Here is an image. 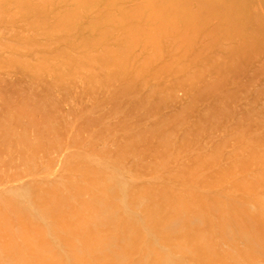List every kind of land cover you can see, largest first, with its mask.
Segmentation results:
<instances>
[{
  "label": "rangeland",
  "instance_id": "rangeland-1",
  "mask_svg": "<svg viewBox=\"0 0 264 264\" xmlns=\"http://www.w3.org/2000/svg\"><path fill=\"white\" fill-rule=\"evenodd\" d=\"M166 1L172 0H0V204L21 195L14 209L37 216L47 191L58 186L67 200L58 213L79 209L90 217L95 211L79 203L91 201L87 187L99 175L122 189L114 203L118 222L140 225L143 238L173 264H201L154 234L145 193L166 204L182 201L169 237L201 232L226 255H235L231 244L245 247L240 226L248 225L238 210L228 214L225 239L209 206L217 200L253 211L254 201L264 202V0H240L256 39L244 61H233L229 50L245 27L237 37H221L237 23L238 2L176 0L167 9ZM194 13L208 19L183 25ZM220 16L228 25L216 22ZM0 206L12 220L0 221L6 228L0 246L19 244L12 235L21 213ZM170 212L159 208L155 220ZM53 216H41L42 223L52 224ZM114 228L103 226L85 240L93 245ZM46 239L66 257L63 264H74L63 243L51 234ZM144 253L136 244L122 264H150ZM0 259L17 263L8 252Z\"/></svg>",
  "mask_w": 264,
  "mask_h": 264
},
{
  "label": "bare ground",
  "instance_id": "bare-ground-1",
  "mask_svg": "<svg viewBox=\"0 0 264 264\" xmlns=\"http://www.w3.org/2000/svg\"><path fill=\"white\" fill-rule=\"evenodd\" d=\"M175 2L176 0H172L168 2L166 1L164 3V6L167 9H169L172 7V5ZM232 2H238L237 5L239 6L238 12L235 15V17H238L237 23L234 28L228 27L229 29L224 31L223 34H221V37L222 38L223 37H229V38L237 37L238 31H240L238 28L239 25L242 28L245 27L246 30L245 32H242V40L240 41V43H238L234 49L232 48V50H229V56L231 59H233V61H242V59L244 61L249 55L247 53L253 50L254 48L253 46L255 45L256 39H255V36L251 33V30L254 24L252 22V26H251V21L247 17L248 11L241 10L243 8V5L241 4L240 0H233ZM230 6L234 7L233 4H231ZM240 6H241V9H240ZM194 14L196 15L194 16V20L192 21L186 17L189 15H186L185 17H183L182 18L183 25H189L190 27L195 28L198 25L204 24L206 20L208 19L206 15H203L201 13H194ZM214 19L219 25H222V26L228 25L226 24L225 19L227 20L229 19L226 18L225 16H223L222 18L221 16L216 17ZM155 21L160 26L163 24L160 20H155ZM231 67H232V72H233L232 63L230 64L228 68L229 71L231 70ZM0 125L2 126V124ZM0 131H3V130H0ZM17 137H20V135L19 136L17 135ZM25 138L23 139V141L26 140ZM19 143H15V145L16 144L18 145ZM7 144L10 145V143L8 142ZM23 144L24 143H22L21 145L23 146ZM13 146L14 145H12L11 147L10 146L8 147L12 148ZM18 146L20 147V145ZM21 153L23 154V152ZM89 174L90 175L92 174L91 175V178H92V176L93 175L95 176L97 173L96 174L89 173ZM98 177H97V180L99 181H92L91 179L90 181L92 182H90V184L87 187V190H89L92 195L91 201L88 204L79 203V206L81 208H89L95 211L94 213L95 215L90 216V217H84V215L81 213V211H79V209H76L75 211H72V212L68 211L69 213L68 212L58 213V210L60 209V204L62 205V203L63 204L66 203L65 202L66 199L60 196V193H59L60 191L58 192L59 190L58 186L52 187L51 189L47 191L46 193L47 199H48L47 205L44 206L43 208L38 209L37 216L35 214L29 213L28 210L23 207L22 208L25 209V211L23 210L20 211L18 210V208H16L17 210L14 209L15 207L14 200L17 199L16 198L17 196L20 197L21 195L12 194L11 196L9 195V197L4 195L5 200L3 199L4 202H1L0 205L6 206L7 208L11 207L10 209L13 208L14 211L15 210L18 212L20 211L21 213L20 215L21 217L17 216L18 212H17V215L13 214L19 217V219L21 218V221H19V223L15 221L17 217L15 218V220H13L14 223L17 222L18 224H20L18 228L20 229V231L18 232L17 235H12L13 239H15L17 236L18 238L21 239V242L19 244H16L12 240L7 245L0 246V258H1L2 253L8 252L9 254H12L16 258L17 260L16 264H33V263L63 264V258H66V257L52 250L51 244L46 239V237L49 236V234H51L54 237H56L61 243H63V246L65 245V247L68 248V251H67L68 255L70 254L69 257L74 262V264H93L94 261L97 264H122V262L128 255V251L131 249V247H133L136 244H139L145 247V253L143 254L142 259L150 260V264H173L170 261L166 253L157 251L153 247L152 241H149L143 238V236L141 235L142 227L140 225L138 226L134 224L132 221L118 222L117 215H118V212L120 211L119 210L120 206H117L114 203H115V200L117 199L118 193L121 192L122 189L121 187L118 188L117 185L113 186V183L111 180L109 179L101 180V179H98ZM262 180L264 181V173H262ZM243 188L245 190H249L251 187L245 185L243 186ZM73 190L77 192L80 189L73 187ZM25 196L27 197L28 194L24 195V197ZM20 198H22V196ZM145 199L146 201H148L147 202V210H148L147 212L149 214V219L153 220L152 231L154 232V234L159 237L160 236L163 237L165 239L166 244L176 249L182 250L184 253L188 254L190 258L193 257L196 259V261L199 260L201 264H257V261L259 259L257 258L255 260V258L256 257L260 258L261 256L264 257V202L263 201H254L253 211H248L247 209H243V208L237 209L232 204L230 205L229 203L227 204L226 202L223 204H220L217 200H213L212 204L209 206L215 213V220H216L218 229L221 231V237L223 238L227 236L226 233H224L225 231L224 226L226 222H228V220L226 219L228 218V214L231 212V210L236 211V212L238 210V213H240V215H242L243 217V221L245 222V224L248 225V228H245V229L243 228V225L240 226L243 229V233L246 234L247 236L245 247L241 249L238 246L231 244V247H230L231 253L233 252L235 255L230 254L231 255L230 256L224 253L217 252L215 249H213L214 248L213 245H210V244L208 245L207 243L202 241L203 238H202L201 232L197 233L199 234V236L194 235V233H191V232H183V233L181 232L180 234L182 235H179L178 237H175V238H171L169 237V235H167L168 229L178 224V221H179L178 211L179 210L177 209V207L179 205H182L181 200L174 198L170 204H166L163 200H159V201L152 200L148 193H145ZM23 201L26 202V200H23ZM29 202L31 203L32 200L27 201L26 203H29ZM199 204L204 205L206 203H204L200 199ZM164 206L170 207L171 214L169 215V218L159 220V221L155 220L156 219L155 211ZM204 206H207V205H204ZM1 208L3 209V207ZM203 208H206V207H203ZM3 214L4 212L3 213L0 212V221H3L5 219L4 221L6 222V219H7V221L9 222V218H5ZM49 215H54L53 216L54 220L52 221V224L50 225L43 224L41 221V216H49ZM196 217H197V214H196ZM11 219H14V218L11 217ZM11 221L12 220H10V222ZM111 223L113 224L115 223V228L110 229V230L107 229V232L105 231V235L103 237L98 238L93 245H89L86 242L85 238L88 234L97 232L98 229L102 228L103 226L105 227ZM7 227H9L8 229H10V225H7ZM3 228H5V226L2 225V227H0V233L2 232ZM13 231L15 232L17 230H13ZM12 232L10 231V233ZM225 239H227V237H225ZM76 246H77V251L76 249H74V247L76 248ZM108 251H110L111 253ZM105 252L108 254H106ZM85 253H94L97 255V257L95 256L96 258L92 260L86 257L84 255ZM229 253H230V250H229ZM1 262L2 261L0 259V264H2Z\"/></svg>",
  "mask_w": 264,
  "mask_h": 264
}]
</instances>
